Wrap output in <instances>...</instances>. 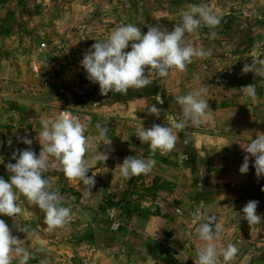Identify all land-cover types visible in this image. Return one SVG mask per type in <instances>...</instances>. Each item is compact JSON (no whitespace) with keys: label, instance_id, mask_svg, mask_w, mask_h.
Returning <instances> with one entry per match:
<instances>
[{"label":"rangeland","instance_id":"rangeland-1","mask_svg":"<svg viewBox=\"0 0 264 264\" xmlns=\"http://www.w3.org/2000/svg\"><path fill=\"white\" fill-rule=\"evenodd\" d=\"M201 3L221 23L186 33L185 42L211 51L208 58H193L184 72L153 76L150 86L130 88L127 95L102 96L99 84L89 81L80 63L83 54L116 27L133 24L146 33L148 25H159L171 31L187 4ZM213 31L216 36L209 39ZM261 59L264 0H0V177L9 178L6 164L16 162L13 153L29 148L21 138L31 139V150L39 155L41 118L53 119L62 111L84 124L87 175L97 170L90 191L54 166L44 173L64 206L72 208L63 228L47 231L42 211L19 193L18 220L0 215L33 253L28 264H195L205 243L196 228L200 217L209 215L221 228L218 252L228 244L238 248L227 264H264V176L257 178L254 158L246 174L239 172L246 155L241 146L264 133V78L242 74L244 64ZM249 84L256 85L254 99L242 90ZM203 85L207 94L201 98L212 112L201 124L176 132L171 152L153 154L136 137L137 129L178 122L182 109L176 97ZM153 104L161 109L159 118L146 110ZM97 122L109 128L104 140ZM97 151L108 159H95ZM128 156L150 157L156 164L149 174L125 180L117 166ZM134 183L144 187L145 199L129 205ZM250 200L258 201L259 224L242 218ZM17 225L35 230L39 241ZM11 264H19L18 258ZM217 264H225L222 255Z\"/></svg>","mask_w":264,"mask_h":264},{"label":"clouds","instance_id":"clouds-1","mask_svg":"<svg viewBox=\"0 0 264 264\" xmlns=\"http://www.w3.org/2000/svg\"><path fill=\"white\" fill-rule=\"evenodd\" d=\"M220 23L221 17L206 3L187 4L186 10L181 13V22L174 25L171 31L159 25H148L146 33H142L141 28L133 24L118 26L105 40L92 44L83 54L80 63L86 70L89 81L99 84L102 96H108L110 92L127 95L130 88L140 90L150 86L153 76L166 77L172 69L184 72L187 65L193 62V58H208L211 51L187 44L185 34H196L202 27L215 29ZM215 36L213 31L208 38L213 39ZM129 47L131 50L125 51ZM249 72L264 78V59L244 64L242 74ZM242 90L249 98L254 99L257 95L255 84L244 86ZM206 94L207 87L203 85L199 90L177 96L182 118L178 122L173 121L170 126L153 124L145 129L141 125L137 129L136 137L141 143L148 144L153 154L157 151L161 154L171 152L178 141L176 132L184 131L190 125L201 124L205 116L212 112L207 100L201 98ZM156 101L161 103V97L157 96ZM146 110L149 115L160 117L161 109L155 104ZM40 124L41 131L37 138L42 147L39 155L31 150V139L21 138V142L29 148L14 152L11 159L16 162L6 164L9 178L5 180L0 177V215L18 220L22 215V209L17 203L19 193L26 197L30 205L42 211L44 224L47 231L51 232L67 224L72 208L64 206L63 196L44 176L47 169L54 166L56 171L63 173L69 180H79L86 191H90L95 185L96 173L87 175L90 170L86 158L88 139L84 134L85 126L77 116L62 111L53 119L41 118ZM95 128L101 140L107 138V125L97 122ZM187 142L186 139L185 143ZM241 148L246 155L239 172L246 174L249 161L254 158L253 166L257 178L264 176V133L257 132L255 139H251ZM95 159L106 161L108 156L97 151ZM155 164L156 161L150 157L128 156L117 167L125 180H131L141 174H149ZM261 190L264 191V188ZM257 206L258 201L250 200L241 210L242 218L249 225L262 221L261 215L257 214ZM200 219L202 222L196 228V233L205 243L196 251L195 264H217L218 255H222L225 264L232 261L238 252L234 244H228L219 252L217 250L216 241L221 235L217 217L209 215L201 216ZM17 230L26 233L30 239H40L39 234L35 230L29 231L28 226L21 228L17 225ZM186 235L191 239L193 234L188 232ZM13 257L18 258L19 264H28L33 253L25 247L24 240L12 235L9 226L0 219V264H11Z\"/></svg>","mask_w":264,"mask_h":264},{"label":"crops","instance_id":"crops-1","mask_svg":"<svg viewBox=\"0 0 264 264\" xmlns=\"http://www.w3.org/2000/svg\"><path fill=\"white\" fill-rule=\"evenodd\" d=\"M93 173H97V170L95 172L93 171ZM139 185L140 184H135V183L134 185L129 184V205H133L134 203H141V201L145 199V197L142 196L143 192H145L144 187L139 188L138 187ZM153 190L155 189H152V191Z\"/></svg>","mask_w":264,"mask_h":264}]
</instances>
